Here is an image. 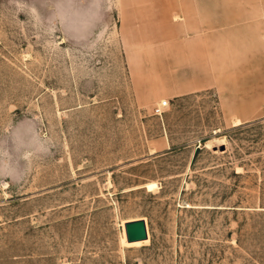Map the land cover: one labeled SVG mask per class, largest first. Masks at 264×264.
Here are the masks:
<instances>
[{"label": "rangeland", "instance_id": "374dc122", "mask_svg": "<svg viewBox=\"0 0 264 264\" xmlns=\"http://www.w3.org/2000/svg\"><path fill=\"white\" fill-rule=\"evenodd\" d=\"M0 264H264V0H0Z\"/></svg>", "mask_w": 264, "mask_h": 264}, {"label": "water", "instance_id": "95a60500", "mask_svg": "<svg viewBox=\"0 0 264 264\" xmlns=\"http://www.w3.org/2000/svg\"><path fill=\"white\" fill-rule=\"evenodd\" d=\"M124 233L126 241H137L146 238V229L143 219H134L124 222Z\"/></svg>", "mask_w": 264, "mask_h": 264}, {"label": "built area", "instance_id": "2783aa9c", "mask_svg": "<svg viewBox=\"0 0 264 264\" xmlns=\"http://www.w3.org/2000/svg\"><path fill=\"white\" fill-rule=\"evenodd\" d=\"M166 103H167L166 100H161V101L158 102V103L156 104V106L154 107V111L157 112V113H159L160 108L163 107V106H165Z\"/></svg>", "mask_w": 264, "mask_h": 264}, {"label": "bare ground", "instance_id": "6f19581e", "mask_svg": "<svg viewBox=\"0 0 264 264\" xmlns=\"http://www.w3.org/2000/svg\"><path fill=\"white\" fill-rule=\"evenodd\" d=\"M233 123L235 124H238V120H235ZM241 123V122H240ZM148 239V234H147V231H146V238L145 239H142V240H137V241H127L128 243H135V242H141V241H145ZM123 244H125V241L123 240Z\"/></svg>", "mask_w": 264, "mask_h": 264}, {"label": "clouds", "instance_id": "9594fccd", "mask_svg": "<svg viewBox=\"0 0 264 264\" xmlns=\"http://www.w3.org/2000/svg\"><path fill=\"white\" fill-rule=\"evenodd\" d=\"M76 23H79V21H77Z\"/></svg>", "mask_w": 264, "mask_h": 264}]
</instances>
